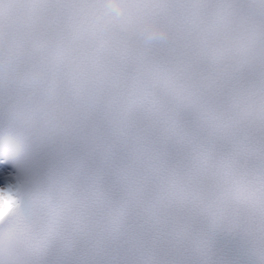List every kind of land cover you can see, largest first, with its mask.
<instances>
[{
    "label": "snow or ice",
    "instance_id": "6c2138e0",
    "mask_svg": "<svg viewBox=\"0 0 264 264\" xmlns=\"http://www.w3.org/2000/svg\"><path fill=\"white\" fill-rule=\"evenodd\" d=\"M29 170L38 162H23ZM19 158L13 155L12 147L6 141H0V226L9 218L16 216L25 224L32 225L39 221L45 211V201L40 193L32 191L19 179ZM61 170L76 174H84L94 167V162L86 157L78 148L70 149L59 161ZM63 212V208H59ZM74 245L53 247L47 251L39 264H80L73 254Z\"/></svg>",
    "mask_w": 264,
    "mask_h": 264
},
{
    "label": "clouds",
    "instance_id": "9594fccd",
    "mask_svg": "<svg viewBox=\"0 0 264 264\" xmlns=\"http://www.w3.org/2000/svg\"><path fill=\"white\" fill-rule=\"evenodd\" d=\"M162 35H163L162 30H160L158 28H155V27L149 28L145 32V36L147 38L159 37V36H162Z\"/></svg>",
    "mask_w": 264,
    "mask_h": 264
},
{
    "label": "bare ground",
    "instance_id": "6f19581e",
    "mask_svg": "<svg viewBox=\"0 0 264 264\" xmlns=\"http://www.w3.org/2000/svg\"><path fill=\"white\" fill-rule=\"evenodd\" d=\"M0 264H2V260H1V258H0Z\"/></svg>",
    "mask_w": 264,
    "mask_h": 264
}]
</instances>
